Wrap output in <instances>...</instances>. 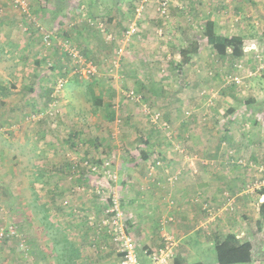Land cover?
<instances>
[{
    "label": "crops",
    "instance_id": "crops-1",
    "mask_svg": "<svg viewBox=\"0 0 264 264\" xmlns=\"http://www.w3.org/2000/svg\"><path fill=\"white\" fill-rule=\"evenodd\" d=\"M30 1L33 13L40 21L44 23L45 18H50L51 23L49 24L54 21L58 24L60 18L65 16L64 9L70 0L64 8L62 7L63 9L56 6L55 0H48L49 6H45L46 0ZM84 1L87 12L91 13L92 11L93 15L105 14L111 17L105 16L106 21H111L113 18L111 24H114L115 18L122 20V15L127 12L130 5L127 4L126 0H112V3L108 0ZM10 7L11 4L8 0H0V106L7 105L8 111L21 112V115L25 117L28 116L26 113L30 112L34 105L39 109L41 108L40 104H30L32 97L36 96L37 101L45 95H50L51 90H47L45 87L48 84L55 85L59 78L55 72L46 74L43 69L50 57L49 54H58H56L58 46L55 42L53 44L55 47L45 50L43 44L36 43L33 35L34 28H31L29 32H24V23L16 13L20 14L21 19H25L24 16L16 10H9ZM60 10L62 11L58 12ZM256 13L255 11L252 12L253 15ZM62 14L63 16H61ZM67 17L66 15V20ZM93 18L106 23L102 17V19L98 16ZM254 18L258 17L254 16ZM70 19H73V22L71 20H65V24L61 22L60 31H63L65 36L71 34V31L75 30L73 28L80 25L85 27L86 25L81 22L84 21V17L79 13L73 14ZM254 21L258 22L257 19ZM106 25L108 26V24ZM63 26L67 28L64 29ZM88 26L90 25L87 24ZM70 29L72 30L70 31ZM240 30L241 32H237L231 28L230 33L223 35L244 37L246 34H252L253 31L252 28H243L242 31V27ZM57 32L59 33L58 36L62 35L63 37V33ZM121 33L123 32L121 31ZM104 36L107 38L106 34ZM196 38L198 39L197 44L200 46L198 47L199 50L192 55L186 64L187 66L183 67L185 73L179 69L176 72L183 78V86L179 90L168 86L164 87L168 89L165 92L167 95L165 105L169 111L165 118L168 119L171 127L169 126L167 132L164 133L157 126L159 133L151 132L149 134L151 136L145 138L144 143L140 144L152 146V151H142L139 157H136L133 154L125 155L121 152V148L115 150L110 156L92 150L96 155L91 156V152H89L87 158L93 157L98 163L106 158L111 159L113 162L111 169L115 177H102L99 176V171L95 172L87 168V173L81 176V178L84 177L82 179L86 183L74 181L72 182V190L77 193V204L91 207L92 210L88 213L92 214H90L91 217L96 215L95 220L97 221L103 216L110 199L120 203L125 212L124 220L127 231L136 240L137 252L144 264L149 261L145 249L160 247L163 243L162 234L164 230L172 233L179 241L175 264H219L216 244L224 240L229 234H235L241 240L252 243V261L242 264H254V237L251 235V231L254 229L258 231L262 243V247L259 248L264 253V209H262L264 194L258 191L256 195L254 186V182L258 178H264V108L257 106L264 105V92L262 89L260 91L263 93L256 92L248 100H242V96L221 94L219 89L213 87L211 95L207 93L208 96H205L203 93L207 90L206 87H203L206 85L204 79L208 76L207 70H203L208 67V64L214 66L216 63L210 64L212 61L208 63L205 56L206 47H202L204 42L198 37ZM84 39L90 46H93L91 36L87 35ZM130 40L133 44L136 43L134 38ZM243 40L245 41V38ZM107 41H110L109 38ZM184 44L186 47L192 45L188 42ZM151 46L153 45L151 44ZM214 53L219 55L216 50ZM230 53L231 50L226 56L231 55ZM243 54L244 50L241 49L240 55L234 57L240 61ZM155 57L157 56L155 55ZM178 57L177 60H180V55ZM137 59L138 56H135L133 60L125 58L123 62L136 63ZM238 60L235 64L238 63ZM138 66L136 64V68ZM138 69L137 74L134 72L131 75L134 80L145 78ZM167 77L170 78V76ZM175 78L174 75L173 79ZM35 82L37 85H34ZM33 88L35 90H32ZM16 94L21 97V102L15 98ZM5 95L12 97L3 98ZM225 104L228 105V108L224 107ZM57 106L61 108L60 104ZM217 109L221 112L231 109L230 112H233V115L220 121L218 119L223 117L221 114H217ZM257 112H260L259 116ZM189 113H192V117H189ZM24 117L15 120L17 122L23 121L24 129L30 132L31 126L34 124ZM12 121L13 119L10 117L7 119L0 118V211L8 205L14 207L12 211L15 212L16 201H18L16 196L18 197V195L13 194L19 188L14 190L10 184L12 180L7 185L5 179L8 177L12 179L19 174L16 160L20 156L24 157L20 155L21 153L28 154L26 149H29L30 144L34 143V138L24 135V131L20 135L5 133L4 128L8 130L14 128ZM219 127L220 130L222 127L223 130L226 127L229 130H226L227 132L225 130L220 131ZM100 141L105 145L102 137ZM120 141L121 139H118L114 143L120 146ZM124 141L126 142V140ZM45 142L42 139L39 145L47 149L44 145ZM180 144H185L186 149L181 150L178 147ZM42 151L40 150L39 153L41 154ZM45 154L42 153L41 158H46ZM71 155V159H82L80 156ZM54 172H57V169ZM95 176L102 178V182L109 191L108 197L110 199L103 197L98 203L90 193L94 187L92 181ZM79 178L80 176L75 179L78 180ZM83 189H87L88 192L82 196L77 190ZM54 190L61 194L63 187L54 186ZM38 197L41 198L39 195ZM37 201L34 200V204L30 206L35 208ZM62 201L57 203V207L65 203ZM43 202L46 207L53 203V201L47 203L45 199ZM39 203L41 204V202ZM54 207H56L55 204ZM255 207L258 209L257 213ZM171 215L174 216V221L168 222L165 229H162V222ZM22 216L15 217L17 222L15 227L19 229L20 233L28 235V252L23 253L17 244L13 246L14 244L5 241V243L0 244V264H50L48 262V249H45L43 240L52 239L54 246H56L55 250L59 251L60 243H55L53 238H56L57 234L60 237L63 214L55 215V218L50 217L51 222L49 223L44 217L39 219L36 212L33 214V219L30 218V215L29 217H25L24 214ZM89 222L92 225L88 226V228L90 227L88 230L89 242L93 243V246L102 240L106 243L108 235L103 231L104 235L97 232V226L91 221ZM12 225L14 226V224ZM49 226L54 228V233L48 231ZM46 234H48L47 237ZM15 238L19 240V238ZM85 240H87V236H85ZM66 242L71 243L70 241ZM71 245L73 246L72 243ZM101 248H103L101 251L102 256H104L99 264H110L109 256L111 254L105 250L107 246L101 244ZM61 252H64L65 256L70 254L72 260L80 256L78 248L72 250L74 256L64 247L61 248ZM61 252H59L60 256H62ZM116 252L114 254L118 260L115 264H119L120 257ZM92 256V254H86L87 264L98 262Z\"/></svg>",
    "mask_w": 264,
    "mask_h": 264
},
{
    "label": "rangeland",
    "instance_id": "rangeland-1",
    "mask_svg": "<svg viewBox=\"0 0 264 264\" xmlns=\"http://www.w3.org/2000/svg\"><path fill=\"white\" fill-rule=\"evenodd\" d=\"M108 2L112 3V0H108ZM126 2L130 4L129 9L122 15V20L115 18L114 24H111L113 18L111 21H106L105 16L107 15L105 14L93 15L92 11L91 13L87 12L88 16H98L106 21L103 28L107 32L106 34L113 36L109 39L110 41H107L104 31L90 25L86 19L81 21L86 24L85 27L80 25L73 28L75 29L73 31L70 29L71 34L65 36V33L60 31V23L57 24L54 21L49 24L51 19L45 18L44 24L48 29L51 30L53 27L55 34L59 35L57 31L60 34L63 33V37L57 35V39L53 42V44L57 43L56 54H58L51 53L52 56L49 54L50 57L43 68L46 74H52L53 72L58 74L57 82H55V85L48 84L45 87L47 90H51L50 95H45L37 101L36 96L32 97L30 104H40L41 108L39 109L34 105L33 109L26 113L28 116L24 117L21 112L8 111L7 105H1L3 107L0 110V118L7 119L10 117L13 119L11 123L14 125V128H9V130L4 128L5 133L20 135L24 131V135L34 138V143L32 142L33 144H30L29 149H26L28 154L21 153L20 155L24 157L20 156L17 159L18 161L16 160L19 174L12 179L10 177L5 179L7 185L12 180L10 184L14 190L19 188L13 194L18 195V197L16 196L18 201H16L15 212L12 211L14 207L8 205L0 211V227L12 224L15 227L17 223L15 217H23V214L25 217L30 215V218L33 219V214L36 212L39 219L44 217L49 223L51 222L50 217L55 218V215L60 216L62 213L64 219L60 237L57 234V237L53 238L55 243H60L59 251L55 250L56 246H54L52 239L43 240L45 249H48V262L50 264H87V253L92 254V258L98 261L96 264H99L104 256H102L101 250L103 248H101V244H105L107 246L105 250L111 254L109 256L110 264H115L118 260L114 254L116 252L115 245L110 242L109 238L106 243L102 240L100 243L96 242L94 246L93 243L89 242L88 230H90V227L88 228V226H92L89 221L95 220L97 216L93 215L94 217H91L92 214L88 213L92 210L91 207L77 204L76 197L78 196H76L75 190H72V182L86 183L82 179L84 177L81 178V176L87 173V168L96 165L98 166L99 176L108 177L105 170L112 168L113 162L108 166L105 165L104 160L98 163L93 157L87 158L89 152H91V156L99 152L110 156L115 150L121 148V152L125 155L133 154V156L139 157L142 151H152V146L140 144L144 143L145 138L151 136L149 135L151 132H157L158 128L164 133L167 132L161 127V122H167L170 126V122L165 118L169 111H167L165 105V97L167 96L165 92L168 89L164 87L168 86L179 90L183 86V78L176 72L178 69L184 72L183 67L187 66L179 67L180 60H177L179 55L181 59V53L186 47L185 42L198 46V39L196 38L198 37L204 42L202 47H206L205 56L208 63L211 61L210 64L216 63L214 66L208 64V67L203 70H207L208 76L204 79L206 85L203 87H206L207 90L203 93L205 96L211 95L213 87L219 89L221 94L229 96L233 94L235 97L242 96V100H248L253 93L261 92L262 89L264 92V0H173L168 5L165 13L159 7L160 0H126ZM44 3L45 6H49L48 0ZM141 5L144 6L143 9L138 10ZM76 7L75 0H70L65 9V16L68 17L67 20L64 18L63 24H65V20H71L70 17L76 14ZM9 10L13 11L14 8L10 7ZM253 11L257 13L253 15ZM16 14L23 23L28 21L26 18L21 19L20 14ZM254 16L258 18H254ZM36 18L40 21L38 17ZM214 19L216 20L214 21ZM255 19L258 22H255ZM60 21L61 19L58 22ZM208 21L213 22L214 32L221 35L230 33L231 28L237 30V32H241V27L242 31L243 28H252V34H246L243 37L245 41L241 49L244 50V54L241 56L242 59L239 57L240 61L232 55L225 58L215 55V50L209 45L207 33L205 32ZM71 22H73V19ZM87 24L90 26L87 27ZM130 25H138V32H133L129 36H122L121 31H125V28ZM31 28L35 30L32 33L35 36L36 43L41 45L40 30L33 24ZM66 28L64 27V29ZM227 29L228 31H225ZM116 30L118 31L116 32ZM87 35L91 36L93 46H90L84 39ZM131 38H134L136 43L133 44ZM53 44L49 48L55 47ZM67 46L78 48L80 54L88 59V63L92 61L96 69L95 72L90 74L87 72L86 64L73 61L66 51ZM183 46L185 47L183 48ZM43 47L45 50L48 48L46 45H43ZM135 56H138L136 63L123 62L125 58L133 60ZM236 60H238L237 64H235ZM136 64L139 65L137 68L145 77L142 80H134V77H131L134 72L137 74ZM75 70L77 73H75ZM174 75L176 76L175 79H173ZM236 75L242 78L241 83H236L230 78ZM167 76H170V78ZM34 85H37V82ZM131 89L136 90L143 96L142 101H134L127 97L126 92ZM94 95L101 98L102 104L100 106L94 103ZM8 97L11 98L12 96H3V98ZM15 98L21 102L19 95L16 94ZM59 104L61 108L56 107ZM220 105L222 106V104ZM257 106L264 108V105ZM224 107L228 108V105L225 104ZM157 112L161 114L159 120H155L153 117ZM259 113L257 112L258 116ZM217 114L222 115L223 118L218 119L222 121L233 115V112H230V110L221 112L217 109ZM190 116L192 117V113H189ZM22 117L34 124L31 126L30 132L24 129L23 121L17 122L15 120ZM222 128L220 130L219 127V130L222 131ZM224 130L228 131L229 129L226 127ZM101 137L104 139L105 145L100 141ZM42 139L46 141L44 145L47 149L39 145ZM118 139H121L120 146L114 143ZM145 147L146 149H144ZM40 150H43V154L46 153V158H41L42 153H39ZM92 150L98 152L93 153ZM71 154L80 156L82 159H71ZM56 162L58 163L56 164ZM55 169H57V172H54ZM79 176L78 180L75 179ZM101 179L97 176L94 177L92 181L94 187L90 191L98 203L100 198L109 196L108 194L105 196L99 193L96 189L97 185L104 184ZM261 179L258 178L254 182L256 195L259 190L264 188V183L263 185L260 184ZM54 186H62V193L56 192ZM77 191L81 195H86L88 192L87 189ZM106 192H108V189H106ZM32 199L38 200L35 208L30 206L34 204ZM44 199L47 203H50V201H53V203L46 207L43 202ZM60 200L65 201V203L57 207ZM54 204L56 207H54ZM9 209L11 211H8ZM255 212H258L257 207H255ZM255 225L257 226V224ZM48 231L54 233L55 230L49 226ZM96 231L102 233L98 227ZM21 235L28 248V235L22 233ZM251 235L254 237V264H264V253L259 248L262 247V243L258 231L254 229V231H251ZM45 236L47 237L48 234ZM85 236H87V240H85ZM59 238L63 242H60ZM5 241L14 244L13 246L17 244L18 248L21 249L20 240L16 238ZM5 241L0 242V244L5 243ZM66 241H70L76 247ZM1 247L3 248V246ZM63 247L68 249L73 256L72 250L78 248L80 256L72 260L70 254L65 256L64 252H61ZM21 251L25 252L23 249ZM59 252L62 256L59 255Z\"/></svg>",
    "mask_w": 264,
    "mask_h": 264
},
{
    "label": "built area",
    "instance_id": "built-area-1",
    "mask_svg": "<svg viewBox=\"0 0 264 264\" xmlns=\"http://www.w3.org/2000/svg\"><path fill=\"white\" fill-rule=\"evenodd\" d=\"M173 0H160V8L163 11V13L166 12L168 5ZM9 4H11V7L14 8V10L19 11L26 20H28L23 25V31L29 32L32 24L36 26L37 29L40 30V40L42 41L43 45H46L48 48L53 44L55 39H57V33L55 34L54 30L51 28L48 29L44 23L41 21H38L36 16L33 13V7L31 4V1L29 0H8ZM75 3L77 4V7L75 8L76 13H79L81 16L84 17L88 21L90 25H94L95 27L99 28L101 31H104L105 34L107 33L103 26L105 24L101 21L95 20L93 17H88L87 10H86V4L84 0H75ZM143 5L138 8V10L143 9ZM1 11V8H0ZM83 19V20H84ZM32 23V24H31ZM138 25H130L127 27L125 31H123L122 36H129L133 32L137 31ZM38 30V31H39ZM107 38L111 39L113 36L110 34H106ZM67 53L70 55L73 61L77 63H83L86 64L85 67H87L88 73H94L95 72V66L92 64V61L89 63L87 62V58H85L83 55L80 54V51L78 48L74 46H67L66 48ZM88 63V65H87ZM75 73L76 70H75ZM233 81L236 83H241L242 78L238 75L230 77ZM63 83L62 81H60ZM126 95L129 99L134 101H142L143 96L138 93L136 90L131 89L126 92ZM160 112H157L155 115H153L155 120H159L160 118ZM161 127L165 130L169 129V124L167 122H161ZM181 150H185L186 146L185 144H180L178 146ZM105 165H111L112 160L111 159H105L104 160ZM90 169L92 171L97 172L98 166H91ZM105 173L108 175V177L114 176V173L111 168L105 170ZM115 177V176H114ZM264 178L260 180V184L263 185ZM259 184V186H260ZM96 189L99 193H102L106 196V194L109 195V191L106 192V185L105 184H99L96 186ZM125 212L123 208L121 207L120 203L117 200H113L112 204H109L103 213V217L97 221L92 220L91 222L93 224H96L98 229L103 231L105 234L108 235V238L111 240L112 243L115 245V249L117 251V254H119V264H144L142 263L136 247V240L133 238L132 234H130L127 231V226L124 220ZM174 216H169L166 220L162 222V229H165L166 224L168 222L174 221ZM19 238L20 240V247L25 252H27L28 248L26 246L25 240L23 239V236L21 233L13 226H1L0 227V242L5 241L10 238ZM163 243L158 248H152L149 247L145 249V254L147 255L149 261L147 264H175L176 257H177V248L179 241L178 239L170 232L164 230L163 234Z\"/></svg>",
    "mask_w": 264,
    "mask_h": 264
},
{
    "label": "trees",
    "instance_id": "trees-1",
    "mask_svg": "<svg viewBox=\"0 0 264 264\" xmlns=\"http://www.w3.org/2000/svg\"><path fill=\"white\" fill-rule=\"evenodd\" d=\"M68 0H55L56 6L63 9L64 6L67 5ZM63 7V8H62ZM66 9V7H65ZM64 9V10H65ZM62 10L58 11L61 12ZM63 16V14L61 15ZM64 16L62 21L63 23ZM127 28H125L126 30ZM208 42L211 46L217 51V53L221 57H225L228 54V51L231 50L232 56H239L241 46L243 45V37L239 35L234 36H226L221 34H216L213 30V22L208 21L206 26V31ZM198 51L197 45H190L184 48L181 53V59L179 61L178 66L183 67L186 65L192 55ZM95 101L94 103L98 106L102 104V100L100 97L94 95ZM230 111H232L230 109ZM261 194H264V188L259 190ZM109 198V197H107ZM110 199V198H109ZM113 201L110 199V203L112 204ZM264 209V204L262 206ZM252 248L253 245L250 241H243L235 234H229L225 237L224 240L217 242L216 244V254L219 264H242V263H250L252 261ZM78 255V254H77ZM143 263V262H142Z\"/></svg>",
    "mask_w": 264,
    "mask_h": 264
}]
</instances>
